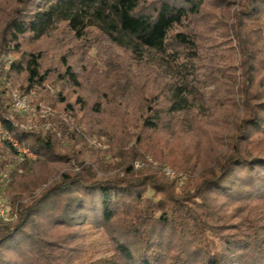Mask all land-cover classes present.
Wrapping results in <instances>:
<instances>
[{"label": "trees", "instance_id": "1", "mask_svg": "<svg viewBox=\"0 0 264 264\" xmlns=\"http://www.w3.org/2000/svg\"><path fill=\"white\" fill-rule=\"evenodd\" d=\"M8 52L0 79L20 82L0 90V116L37 158L12 175L1 160L16 152L0 149L11 204L0 264H264V0H0ZM50 79L59 89L43 101L63 110L24 128L12 93ZM54 121L67 147L45 129ZM87 228L107 235L111 256L86 258Z\"/></svg>", "mask_w": 264, "mask_h": 264}, {"label": "rangeland", "instance_id": "2", "mask_svg": "<svg viewBox=\"0 0 264 264\" xmlns=\"http://www.w3.org/2000/svg\"><path fill=\"white\" fill-rule=\"evenodd\" d=\"M237 10V6L232 8L231 11H232V15L234 14V12ZM212 35V34H210ZM115 53L117 56L121 57L122 59H126L128 62V58L126 56H124V54L116 49L115 50ZM50 57H53V56H56L57 55V52L53 51L52 53L49 54ZM15 61L16 60V56L14 55L13 52H8V53H3L0 55V76L1 75H4V71L5 70V67L7 65H10L11 66V63L12 61ZM134 75H139L138 74V69H137V66L135 64H133L132 66V70ZM4 76L2 77V81L0 79V90L2 89H6V87H8V85L4 82ZM7 83L11 85H13V83L16 81L17 83L20 82L19 79H16L13 75H11V72H10V75L9 77L7 78ZM59 89V86L53 81V79H50L48 81H46V83L43 85V86H40V87H37L35 89H33L31 91L30 94H28L29 96V100H30V103H31V108L32 110L29 112V113H22V114H18L20 116V118H26V125H32L31 122L33 121H36L38 120L39 121V118H42L44 115H46V113H50V111H53L55 113L63 110V106L60 105V104H52V105H55V106H52V105H49L46 101H43L44 98H45V95H47L48 97L52 98L53 96H55V94L57 93ZM45 93V94H44ZM43 94H44V98H43ZM88 95L90 96V93H88ZM70 100L75 103L76 102V96H71ZM92 102V100H91ZM75 107H76V116L77 118H80L81 119H84V120H87L88 118L85 117V113L82 111V106L80 104H76L75 103ZM98 108L100 109H103V108H106V109H110L111 108V105L107 104L106 102H103V105L102 106H99ZM125 113L127 116H125V120H131L133 121L134 120V113L132 112V108H127L125 110ZM239 113L242 114V109L239 110ZM123 113H121L122 115ZM125 115V114H123ZM61 118L59 119V121L61 122H73L74 120V117L72 115H68V114H65V113H61ZM93 122L95 124H98L100 122H102V120L105 122V124H108L110 125L112 122H113V119L111 118H108L107 117H100V116H97V115H94L92 118ZM64 120V121H63ZM59 121H54L53 125H47L45 127V129H52V131L54 132H58L59 128H60V123ZM75 121V120H74ZM189 123H190V113L187 114V116L185 117V122H184V126L186 128L189 127ZM45 125H43L42 127H44ZM86 128V126H85ZM44 129V128H43ZM130 132H134V127H131L129 128ZM61 132L59 130V133H58V136L60 138V142L62 144V146L64 147H67L68 146V143H66L65 140H63L61 138ZM94 133H91L88 135V143L91 147L95 146L96 149H101V150H107L109 149L110 145L108 143V137L106 135H93ZM163 139H167V137H164L163 136ZM189 144V140L187 138H185L184 140V143H183V146L184 147H187V145ZM94 147V148H95ZM2 168H5L6 169V172L8 173H11L12 175L14 173H18V174H22L23 173V170H19V171H15L14 168L16 166H18L19 162L14 160V158L11 156V155H5L3 156L2 158ZM30 161H35V160H30ZM36 162V161H35ZM150 164L152 165L151 167V170H155L157 164L154 162V161H151ZM70 167L71 168H74V170H79V168L73 163L71 162L70 164ZM170 167L169 165H165L163 167ZM135 167L136 169H139L142 166V164L140 165V167H137V163L135 164ZM163 167L160 168V170L162 171V173L164 174L163 172ZM172 170L173 168L170 167ZM156 171V170H155ZM175 171V170H173ZM176 172V171H175ZM177 173V172H176ZM177 174H182V173H177ZM164 176L168 179V180H171V181H176L178 183L179 186L183 185L179 182L178 179H169L165 174ZM195 176H193L194 178ZM8 182L7 180H5L4 183L0 184V196L1 197H5L7 200H8V194H7V191H8ZM10 201V200H9ZM10 203L8 202V207L11 209L10 207ZM11 212V211H10ZM8 218V216H7ZM5 222H9L10 221V218L9 220H4ZM87 231V239H86V243H85V247H86V252H85V255H86V258L88 259H91V260H97V259H100V258H105V257H109L113 254V247H112V244L110 242V240L108 239L107 235L102 231V230H96V229H92V228H87L86 229Z\"/></svg>", "mask_w": 264, "mask_h": 264}, {"label": "built area", "instance_id": "3", "mask_svg": "<svg viewBox=\"0 0 264 264\" xmlns=\"http://www.w3.org/2000/svg\"><path fill=\"white\" fill-rule=\"evenodd\" d=\"M10 69V65L5 67V70L8 71ZM4 82L7 83V77H4ZM32 110L30 105V100L28 96H23L18 92L12 93V111L16 114L29 113ZM14 126H18V123H14ZM32 125H25L24 128L30 129ZM9 144L12 149L16 152V159L19 163H23L25 161L36 160L37 156L28 148L21 145L16 139L12 137L10 132L5 127L4 121L0 116V149H4L5 145ZM152 160L149 159V162ZM141 164L137 163V167H140ZM143 166V164H142ZM164 174L169 179H178L182 184L187 176L184 174H177L170 167H163ZM6 175L0 174V184L4 183L6 180ZM11 209L8 207V201L5 197L0 196V220H11L10 216ZM8 216V218H7Z\"/></svg>", "mask_w": 264, "mask_h": 264}]
</instances>
